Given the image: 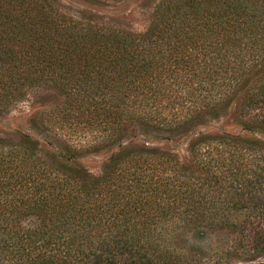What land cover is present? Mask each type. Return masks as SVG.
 Here are the masks:
<instances>
[{
    "label": "trees",
    "instance_id": "1",
    "mask_svg": "<svg viewBox=\"0 0 264 264\" xmlns=\"http://www.w3.org/2000/svg\"><path fill=\"white\" fill-rule=\"evenodd\" d=\"M139 7L141 30L0 0V114L40 94L32 134L0 138V264L264 257V0ZM229 112L247 135L200 130Z\"/></svg>",
    "mask_w": 264,
    "mask_h": 264
},
{
    "label": "rangeland",
    "instance_id": "2",
    "mask_svg": "<svg viewBox=\"0 0 264 264\" xmlns=\"http://www.w3.org/2000/svg\"><path fill=\"white\" fill-rule=\"evenodd\" d=\"M64 6L77 13H88L101 17H114L124 19L130 22L136 29H143L146 25L145 17L140 9L143 0H60ZM40 94L31 92L23 101L16 103L12 109L4 114H0V138L8 137L7 133L11 129H18L17 132L32 134L29 129V119L38 107H35ZM207 133L226 132L229 134L247 135L245 131L236 123L231 112L218 120L210 121L205 127L200 128ZM197 133H191L189 136L175 140H164L155 142L156 146L173 150L183 156L187 154V142L191 136ZM264 139V135H261ZM111 154V151H105L98 154H90L79 158V162L91 172H98L105 159ZM233 264H264V257L254 261H239Z\"/></svg>",
    "mask_w": 264,
    "mask_h": 264
}]
</instances>
